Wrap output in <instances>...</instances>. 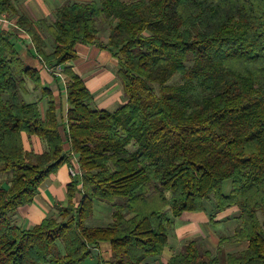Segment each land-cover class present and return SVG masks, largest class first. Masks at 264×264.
Returning <instances> with one entry per match:
<instances>
[{"label": "trees", "instance_id": "obj_1", "mask_svg": "<svg viewBox=\"0 0 264 264\" xmlns=\"http://www.w3.org/2000/svg\"><path fill=\"white\" fill-rule=\"evenodd\" d=\"M2 13L15 16L47 66L75 60L79 44L108 50L126 102L94 107L93 92L66 66V150L52 91L0 29V176L8 177L0 181V264H84L103 241L110 264H139L162 255L176 218L204 211L205 201L214 202L212 223L239 208L236 230L219 245L244 247L222 258L188 240L168 264H264V0L73 1L37 21L17 0H0ZM104 22L108 42L98 40ZM176 73L182 83L169 85ZM29 81L42 93L31 103ZM23 133L46 151L26 150ZM75 154L82 175L68 186V205L32 229L17 225L18 208ZM98 200L114 209L107 226L86 224Z\"/></svg>", "mask_w": 264, "mask_h": 264}, {"label": "crops", "instance_id": "obj_2", "mask_svg": "<svg viewBox=\"0 0 264 264\" xmlns=\"http://www.w3.org/2000/svg\"><path fill=\"white\" fill-rule=\"evenodd\" d=\"M64 2L65 0H17V6L20 11L24 12L32 21H37L43 18L48 19L49 15L54 16L56 10L61 5H63ZM10 19L15 21V16L10 17ZM0 29L11 31L14 34L12 40L15 43L20 56L26 62V64L32 67H36L40 71L44 86L52 91V95L54 96L56 101L57 114L60 122L59 132L64 139L65 149L69 150L70 145L67 142V112L69 105L66 94V82L68 78L66 73L64 72V68L66 66L71 67L74 72H76L84 79L87 87L91 92H93L95 96L94 104L98 103L99 106H102L98 108L108 109L110 108V106L116 103H104L100 96L101 94H103L104 90H106L105 87L111 85V90L109 91V94L106 95L109 96V100L112 99V96H114L113 92L115 91V89H113L112 87V84L116 86L118 84L116 75L114 73H109V71L105 70V68H101L104 72L93 71L94 66L101 64L98 63L101 57L100 54L101 52L106 51V49H101L95 45L89 46L79 44L76 46L78 57L75 60L66 62L64 65L55 66L54 70H56V73H54L52 70L46 68L41 62L40 58L35 55L33 42L26 32L19 29L17 32H15L17 28L13 27L10 24L3 25L2 27H0ZM108 56L109 58H107ZM112 58V54L109 52L105 60L106 62L111 60L116 62ZM116 86L114 87L117 88V91L118 87ZM119 89L121 91L119 95L124 98L122 99V101H120L122 105L126 102V98L123 95L121 88ZM98 90L99 93L95 94V92ZM41 95V90H36L34 84L29 81L27 84V91L23 94L25 101L29 103L35 102L39 97H41ZM48 103L49 97H45L40 101V109L44 119L46 118ZM120 106H117L114 111H116ZM22 139L24 148L28 151L43 153L47 149L45 142L37 135H28L26 133H23ZM77 165L79 166V162L78 156L76 154L71 157L70 162L60 165V167L40 185L33 201L18 208L17 212L13 215L15 223L23 229H32L36 225L40 224L44 218L49 216H57L60 208L65 207L69 203V184L73 179L80 178L82 175L81 174L74 177L70 173V166ZM5 178L8 179L7 175L0 176V181ZM226 181H228V184L226 187L224 186V192L229 193L231 190V186L229 185V183L231 181ZM80 199L81 194L78 193L74 198L75 206L78 205ZM212 202L213 201H205L204 211H188L182 213V215L177 217H183L184 223L176 225L175 220V226L170 232L169 243L164 249L162 255L148 257L139 264H168L170 258L174 254L182 250L184 243L188 240L193 239L200 242H209L215 248L214 250L217 249L220 251L223 247L226 254L237 250L228 248V246L226 245L227 243L223 244L220 247L219 242L221 237L219 238L218 236H216V231L206 226L207 223L211 222L210 212L214 209V203ZM113 210L114 209L112 206H106L99 200L96 201L94 203L92 218L89 219V221H91L93 225H90L88 220L86 224L89 226L109 225L113 222ZM238 210L239 208L237 206H232L225 211L217 213L214 221L218 222L225 217H230V214H235ZM220 224L221 222L217 225L220 226ZM207 247L214 253V250L209 245ZM238 250H240V248ZM99 258L102 259V264H110V260L112 258L110 242H100L99 245L93 249L92 257L85 261L84 264H97Z\"/></svg>", "mask_w": 264, "mask_h": 264}, {"label": "rangeland", "instance_id": "obj_3", "mask_svg": "<svg viewBox=\"0 0 264 264\" xmlns=\"http://www.w3.org/2000/svg\"><path fill=\"white\" fill-rule=\"evenodd\" d=\"M73 1H90V0H65L64 3L73 2ZM96 1L100 2L101 0H96ZM126 1H133V0H126ZM53 18H54L53 15L48 16L49 20H53ZM99 29H100V32L98 34V40H100L102 42H108L109 36H110V31H111L110 23H108V22L100 23ZM42 34L47 39L48 45H49L48 50H50L53 46V40L51 39V37L49 36V34L46 32V30L43 27H42ZM107 54H109V51H107V50L101 52V54H100L101 57H100L99 62H98L101 64L94 66L93 71L94 72H98V71L104 72L101 68H103V69L105 68V70L109 71V73H114L116 75V79L118 81V84H117V86L112 84V87L116 91L117 88L114 87V86H116V87H118V90L116 92L113 90L114 96H112V99L109 100V98H108L109 96L106 95V94H109V91L111 90V85H108L107 87H105L106 90H104L103 94H101V96H100V98H102V101L104 103H106V102H108V103L112 102L111 104L116 103V104L110 106V108H108L109 110L114 111L117 106L121 105L120 101H122V99H124L123 97H121V95H119L121 92L119 88H121L122 93H123V89H122L121 82H120L119 78L117 77V71L119 69V63H118L117 59L113 56H112L113 57L112 59L115 60L116 62H114L112 60L106 62L105 58H106ZM107 58H109V56ZM178 83H182V79H181L180 74L176 73L169 79L168 84L170 85V84H178ZM98 93H99V90L95 92V94H98ZM94 107L98 108V107H102V106H99L98 103H95ZM227 184H228V181H225L224 186L226 187ZM229 185L231 186V182L229 183ZM101 202H103L106 206H111L107 202H104V201H101ZM207 202H209V201H207ZM212 203H214V202H212ZM238 214H239V210L235 214H230V217H225L222 220H219L218 222L219 223L221 222L220 226L217 225L218 223H214V222L212 223V221L207 223L206 226L212 230H215L216 236H218L219 238L222 236H228V235L232 234L237 228L238 223H237L236 217ZM90 218H92V216ZM90 218H88L87 220L89 221ZM87 220H86V222H87ZM182 223H184L183 217L176 219V225H180ZM89 224L93 225L91 221H89ZM201 227H202V225H201ZM199 240H200V238H199ZM201 243L205 247H207L209 245L213 250L215 249L213 247V245L210 244L209 242L204 241ZM226 245L228 246V248H231L234 250L235 249L238 250L239 248L241 249L242 247H244L242 244H236V243H227ZM237 250H235V251H237ZM214 253L220 255L222 258L225 257V250L223 247L221 248V252L216 249V250H214Z\"/></svg>", "mask_w": 264, "mask_h": 264}, {"label": "built area", "instance_id": "obj_4", "mask_svg": "<svg viewBox=\"0 0 264 264\" xmlns=\"http://www.w3.org/2000/svg\"><path fill=\"white\" fill-rule=\"evenodd\" d=\"M6 24H10L13 27L21 30V28L18 25H16L15 21H12L11 19H9L7 17V15L5 13H2V14H0V27H2L3 25H6ZM44 65L46 68H48L49 70H52L54 73H56V70H54V67L47 66V64H45V63H44ZM70 173L74 177L82 174L78 165L77 166H70Z\"/></svg>", "mask_w": 264, "mask_h": 264}]
</instances>
